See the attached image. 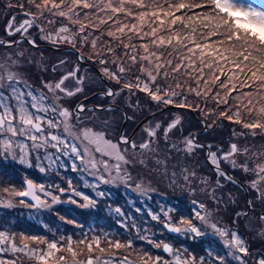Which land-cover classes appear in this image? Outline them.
<instances>
[{
    "label": "snow or ice",
    "instance_id": "1",
    "mask_svg": "<svg viewBox=\"0 0 264 264\" xmlns=\"http://www.w3.org/2000/svg\"><path fill=\"white\" fill-rule=\"evenodd\" d=\"M5 5L10 11H17L7 18L4 31L8 37L19 39H0V47L16 48L0 56V160L33 167L34 156V166L40 173H48L65 167L60 163L61 157L72 158V171L86 173L96 181L84 185L96 197L104 196L97 191L99 184L119 182L127 186L133 181L131 169L137 167L167 179L190 195L199 191L214 207L193 198L190 217L181 215L175 220L171 213L176 210L169 209L163 219L154 214L152 219L162 222L168 232L189 239L212 235L224 253L209 248L205 255H194L187 249H174L169 243L151 239L147 230L139 239L162 249L171 259L136 250L131 239L122 242L110 238L108 233L91 237L85 233L77 241L61 237L66 240L64 244L21 234L22 241L45 245L42 249L28 243L17 246L15 233L0 231V246L6 245L0 247V252L24 253L36 264H264V150L253 151L252 147L230 143L227 151H214L213 145L198 143L191 134L173 140V130L181 123L179 117L166 125L148 122L141 129L139 140L123 131L114 139L117 118L104 119L99 127L95 123L100 120L97 113L112 111L111 107L88 108L83 103H70L84 90L86 76L81 74V62L93 60L101 66L104 77L121 85L119 91L108 88L103 96L115 99L124 89H137L157 107L192 108L183 91L187 86L189 93L215 102L219 117L253 130V137L264 136V0H5ZM20 16L24 18L19 19ZM105 26L106 35L115 46L105 42L104 47L98 48ZM33 29L40 40L56 50L61 45L68 46L76 54V62L71 66L67 59L45 63L43 56L34 59L28 55L20 45L38 47ZM97 32L100 36L95 35ZM134 36L140 41L149 38V42L137 46ZM89 45L91 51L85 56L84 49ZM116 47L125 50V57L133 65L139 64L146 80L141 76L135 77L134 82L124 79L131 67L124 66ZM161 48L171 51L165 55L153 50ZM108 56L113 58L116 71L108 67ZM33 72L40 74L38 84L31 80ZM204 115L208 118L213 111ZM124 119L133 117L125 114ZM215 123L205 127L211 128ZM205 147L207 162L215 172L214 182L207 176H198L187 163ZM222 163L251 177L245 184L237 185L251 199L246 208L235 212L231 226L222 223L220 213L222 208L227 211L230 204H235L236 198L231 192L227 197L222 194L225 185L221 181L237 182L221 167ZM56 175L60 173L57 171ZM67 185H45L25 178L23 190L10 187L3 188V192L9 197L28 198L20 199L18 204L37 212H52L58 204L81 209L97 206V199L78 190L71 179ZM135 190L144 194L149 189L141 181L135 184ZM65 195L67 199H62ZM15 206L12 199H0V207ZM115 211L120 213L119 208ZM59 219L76 224L75 219L65 215ZM241 220L252 238L260 242V249L254 250L239 231ZM85 249L87 256L81 259ZM0 264L15 261L0 260Z\"/></svg>",
    "mask_w": 264,
    "mask_h": 264
},
{
    "label": "rangeland",
    "instance_id": "2",
    "mask_svg": "<svg viewBox=\"0 0 264 264\" xmlns=\"http://www.w3.org/2000/svg\"><path fill=\"white\" fill-rule=\"evenodd\" d=\"M16 11L15 9L10 11L5 5V0H0V39H19V36L8 37L4 31L7 18ZM21 18H23V16L19 17V19ZM124 22L128 21L125 20ZM103 30L105 31V35L101 37L97 47H104L105 42H111L113 46H115V42L106 35V26ZM95 35L100 36V33L97 32ZM32 36L36 39L38 47L33 48L27 43L20 45V47L25 49L27 54L32 58L39 59L43 56L45 63H54L59 59H67L69 61V66L75 63L76 54H74L73 50L68 46L61 45L59 50L54 49L48 43L40 40V36L35 29L32 30ZM89 39L91 40V37ZM125 42L127 41L125 40ZM141 42H149V38L140 41L137 37H133V43H136L137 46ZM15 50L16 48L9 49L0 47V56H4ZM153 50L165 52V55L167 51H171V49L166 48ZM90 51L91 47L89 45V47L84 49L85 56H87ZM140 51L142 52V49ZM124 52L125 50L122 47H116L117 56L122 59L124 66L126 68L131 67V71L124 74V79L134 82L135 77L141 76L146 80V75L142 74L139 70V64L133 65L131 61L125 57ZM173 55L175 56V53ZM166 58L173 57L166 56ZM107 59L109 61L108 67L116 71V65L111 62L113 58L108 56ZM85 61L88 62V67L81 64L80 69L81 74L84 73L86 76L83 86L84 90L81 94L74 97V99L87 97L89 98V104H95L96 106L102 105L104 109L111 107L112 111H99L97 115L101 121L107 118H116L115 115L118 116L116 131L113 135L114 139L118 133L122 116L117 111L119 107L115 108L113 104L115 106L119 104L126 108V110H128L127 112H131L133 117L138 118V134L135 136L137 140L140 138L141 129L148 122L155 123L159 121L166 125L171 120L179 117L181 123L177 129L173 130V140L191 134L195 138L198 137V143L213 145L214 151L217 148H222L224 151H227L230 143H237L240 147H252L253 151L264 150V136L257 134L253 137L251 135L253 130L245 129L242 125L234 124L219 117L215 102L210 99L205 101L202 98L196 97L194 93H189L187 91V86L184 87L183 91L189 103L193 105L192 108H177L174 105L157 107L156 102L152 101L146 93L140 92L137 89H132L131 92L128 89H124L120 91L119 96L115 99L103 96L102 93L108 88H111L113 91H119L121 85H117L115 81L104 77L100 72L101 66L98 63L93 60ZM31 75L37 78L39 73L33 72ZM31 80L33 83L35 82L32 78ZM159 82L161 84L164 83L162 79ZM190 83H192V86H196L194 81H190ZM177 91L180 90L178 89ZM109 102L113 104L110 106L104 105ZM196 105H199V108L195 107ZM92 107L95 106H91L90 108ZM220 107L223 108L224 106L220 105ZM209 110L213 111V115L206 118L204 113ZM137 112L138 114H136ZM139 119H143V121ZM213 121H216V123L211 128L205 127V124H212ZM95 123L97 127H99V120ZM129 123L128 121L127 124ZM255 131L259 133L260 130L257 129ZM234 132L236 133L235 135ZM241 133L243 135H241ZM238 159L242 160L243 158L238 157ZM187 163L189 167L197 171L198 176H207L211 181H215L216 176L213 167L207 162L206 147L205 149L197 150L196 154L187 161ZM16 165L18 164L13 163V161L4 162L0 160V173H4V176L0 175V199H12L16 204V206L12 208L0 207V231H6L9 234L15 233L14 242L17 246L28 243L32 248L39 247L43 249L46 247L42 244L37 245L32 241H22L21 234H23V236H39L48 241H58L64 244L66 240H60L61 237H71L73 241H77L83 239L85 233L89 237L93 234L102 235L108 233L110 238L119 239L122 242L131 239L136 250L147 251L153 256L160 255L165 259H170L171 256L168 253L163 254L162 249L154 248L151 244L139 239V236L145 235V230H147V235L151 239L157 242L163 241L169 243L174 249H187L194 255H205V250L209 248L221 254L224 253V249L220 246L217 238L212 235L199 237L195 240L179 234L169 236L162 227L163 223L152 219V214L159 215L161 219H163V213L169 209L176 210L171 213L175 220H178L181 215L190 217L194 207L191 203L193 198L204 200L210 207H214L211 201H208L199 191H197L194 196L190 195L189 192L181 187L170 184L167 179H163L157 174L150 173L137 167L131 169L133 181H130L127 186L119 182L113 184H99L97 191L103 192L104 196L96 197L95 192L91 188H86L84 186L86 179H81V177L74 179V171L68 168L65 169L66 175L57 176L59 178L57 184H59L60 181V185L67 188V181L71 179L78 190L97 199V206L94 209H81L77 208L75 205L58 204L54 206L55 210L52 212H37L35 209L19 205L18 201L23 198L9 197L7 193L3 192V188L15 187L17 190H23L25 178L32 179L33 177L38 183H46L45 185H47L52 184L57 177L53 173H49L50 180H48L47 177L44 178L43 175L35 176L34 170H29L31 167L24 165H21L24 169H22L21 166H17L19 167V171H16ZM221 167L225 171L227 170L228 174L237 182L233 184L231 182L221 181L225 185L221 190L222 194L227 197V194L231 192L236 198L235 204H230L227 211H223L222 208L220 213L222 216V223L231 226V222L235 217V212L246 208L247 200L251 199V196L246 192L240 191L237 185L242 184V182L245 184L251 177L245 175L239 169L233 170L228 163H222ZM61 177H63V179ZM141 181L145 188L149 189L144 194L135 190V184ZM94 183H96V181ZM196 183H198V181ZM62 199H67V196H62ZM117 208L120 209L119 214L115 211ZM61 215H65L69 219H75L76 224L65 223L59 219ZM77 225H79V227H77ZM239 231L249 239L254 250L261 248L260 242L253 239L252 234L245 228L244 220H241L239 223ZM102 246L107 247L106 244ZM1 247H6V245ZM95 254L98 255L99 253ZM120 254L123 255L124 253ZM86 256L87 250L85 249V256L81 257V259L86 258ZM0 260H12L15 261V264H36L34 259H29L24 253H12L11 251L2 252V254H0Z\"/></svg>",
    "mask_w": 264,
    "mask_h": 264
},
{
    "label": "flooded vegetation",
    "instance_id": "3",
    "mask_svg": "<svg viewBox=\"0 0 264 264\" xmlns=\"http://www.w3.org/2000/svg\"><path fill=\"white\" fill-rule=\"evenodd\" d=\"M24 18V17H23ZM23 18H21V19H23ZM19 22V21H18ZM76 62V61H75ZM81 64H83V65H85L86 67H88L87 66V64H88V62H86V61H83V62H81ZM93 66V65H92ZM40 75V74H39ZM82 75H84V73H82ZM31 78L33 79V80H35V82H34V84H38L39 83V76L37 77V78H35V77H32V75H31ZM79 95V94H78ZM88 100H89V98H87V97H80V98H78V99H74V98H71V100H70V103H71V105L72 106H75V104H77V103H83V104H85L86 105V107H88V108H90L91 106H96L95 104H89L88 103ZM111 104H113V103H111V102H109L108 104H104L105 106L106 105H111ZM113 107H115V108H117V107H119L118 109H117V111L121 114V116H122V118H121V124H120V126H119V129H118V133H117V135H116V137L119 135V133L121 132V131H123V132H127L129 135H131V136H133V137H135L137 134H138V118H136V117H133L132 116V114H131V112H127L128 110H126V108H124V107H122L121 105H119V104H116V106L114 105ZM104 108V107H103ZM125 114L127 115V116H130V117H133V119L132 120H125L124 119V116H125ZM136 114H138V112L136 113ZM136 116V115H135ZM115 117L118 119V116L117 115H115ZM142 120V119H141ZM140 120V121H141ZM101 120H99V122H100ZM130 122L129 124H127V122ZM139 121V122H140ZM115 137V138H116ZM196 140H197V142L199 141L198 140V137L196 138ZM50 151H54V150H50ZM35 157L33 156L32 157V164H33V167H31L29 170H34V175L36 176V175H43L44 176V178L45 177H47L48 178V180H50V175H49V173H53L56 177L57 176H62L63 174L64 175H66V173H65V169H72L71 168V163H72V158H68V157H61V161H60V163H63V164H65V167H63V168H58V169H55V170H53V171H55V172H48V173H40L39 172V170L34 166L35 165ZM13 163H15V162H13ZM47 162H45V164H46ZM76 163L77 164H79V162L78 161H76ZM16 164H18V163H16ZM17 166H21V164H18V165H16L15 166V170L17 171H19V167H17ZM25 166V165H24ZM21 168L22 169H24L22 166H21ZM59 172L60 173V175H56V172ZM12 172V171H11ZM0 175L1 176H4V173H0ZM73 176H74V179H77V177H81V176H83V179H86V182H88V183H94L95 182V180H94V178L93 177H91V176H89V175H87L86 173H79V172H74L73 173ZM59 178L57 177L54 181H53V183L52 184H57V180H58ZM32 180H34V182H37V181H35V179L32 177ZM38 183V182H37ZM43 184H46V183H43ZM59 184H60V181H59ZM39 194V193H38ZM56 194H59L58 192H56ZM23 199H25V200H27L28 198H23Z\"/></svg>",
    "mask_w": 264,
    "mask_h": 264
},
{
    "label": "water",
    "instance_id": "4",
    "mask_svg": "<svg viewBox=\"0 0 264 264\" xmlns=\"http://www.w3.org/2000/svg\"><path fill=\"white\" fill-rule=\"evenodd\" d=\"M141 121H143V119L141 120ZM138 125H139V123H138ZM163 226V225H162ZM164 228V227H163ZM165 229V228H164ZM165 231L168 233V234H170V235H176L175 233H170V232H168L167 231V229H165Z\"/></svg>",
    "mask_w": 264,
    "mask_h": 264
},
{
    "label": "trees",
    "instance_id": "5",
    "mask_svg": "<svg viewBox=\"0 0 264 264\" xmlns=\"http://www.w3.org/2000/svg\"><path fill=\"white\" fill-rule=\"evenodd\" d=\"M140 120V119H139ZM201 142V141H200ZM227 171V170H226ZM242 184H243V182H242ZM164 254V253H163ZM171 259V258H170Z\"/></svg>",
    "mask_w": 264,
    "mask_h": 264
},
{
    "label": "bare ground",
    "instance_id": "6",
    "mask_svg": "<svg viewBox=\"0 0 264 264\" xmlns=\"http://www.w3.org/2000/svg\"><path fill=\"white\" fill-rule=\"evenodd\" d=\"M113 106H114V104H113Z\"/></svg>",
    "mask_w": 264,
    "mask_h": 264
}]
</instances>
